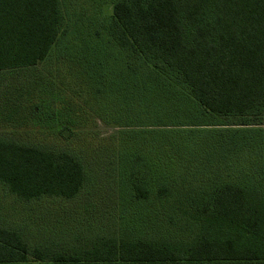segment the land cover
Masks as SVG:
<instances>
[{"label": "rangeland", "instance_id": "374dc122", "mask_svg": "<svg viewBox=\"0 0 264 264\" xmlns=\"http://www.w3.org/2000/svg\"><path fill=\"white\" fill-rule=\"evenodd\" d=\"M60 1L65 36L37 67L0 76V138L67 152L87 178L72 199L24 201L0 183V227L21 236L29 260L34 249L51 260L103 239L190 246L203 225L186 202L208 206L225 185L264 196V110L248 127L259 133L221 136L233 118L194 117L174 76L114 45L107 27L118 0ZM214 135L220 155L209 163Z\"/></svg>", "mask_w": 264, "mask_h": 264}, {"label": "trees", "instance_id": "16d2710c", "mask_svg": "<svg viewBox=\"0 0 264 264\" xmlns=\"http://www.w3.org/2000/svg\"><path fill=\"white\" fill-rule=\"evenodd\" d=\"M107 30L129 61H147L174 76L187 90L179 97L190 100L194 117L198 112L233 118L235 129H224L221 136L259 133L248 127L264 110V0H118ZM65 34L60 0H0V76L37 67ZM223 139L234 160H242L233 137ZM212 140L204 157L209 163L220 155L215 135ZM236 169L241 171L239 163ZM86 179L82 164L67 152L0 138V183L24 201L72 199ZM134 191L147 199L146 190ZM187 204L203 225L190 246L103 239L82 253L51 260L34 249L29 260L21 236L0 227V264H264L260 192L225 185L208 206Z\"/></svg>", "mask_w": 264, "mask_h": 264}]
</instances>
